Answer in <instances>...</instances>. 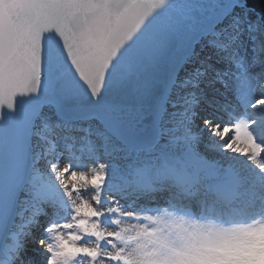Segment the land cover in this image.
<instances>
[{"label": "snow or ice", "instance_id": "6c2138e0", "mask_svg": "<svg viewBox=\"0 0 264 264\" xmlns=\"http://www.w3.org/2000/svg\"><path fill=\"white\" fill-rule=\"evenodd\" d=\"M0 264H264V0H0Z\"/></svg>", "mask_w": 264, "mask_h": 264}]
</instances>
